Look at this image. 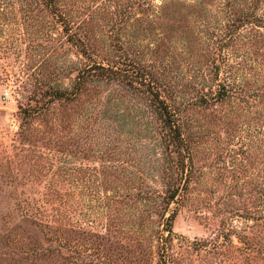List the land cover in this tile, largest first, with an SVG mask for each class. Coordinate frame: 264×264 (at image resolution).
Returning <instances> with one entry per match:
<instances>
[{
  "label": "rangeland",
  "instance_id": "1",
  "mask_svg": "<svg viewBox=\"0 0 264 264\" xmlns=\"http://www.w3.org/2000/svg\"><path fill=\"white\" fill-rule=\"evenodd\" d=\"M132 1L66 2L90 16L105 56L153 81L92 83L67 103L44 92H71L84 58L49 9L0 0V264H24L32 240L66 243L68 260L38 264H157L158 248L170 264H264V0H147L152 16ZM218 84L235 94L202 103ZM148 85L177 97L193 145L191 181L169 207L176 169Z\"/></svg>",
  "mask_w": 264,
  "mask_h": 264
},
{
  "label": "trees",
  "instance_id": "2",
  "mask_svg": "<svg viewBox=\"0 0 264 264\" xmlns=\"http://www.w3.org/2000/svg\"><path fill=\"white\" fill-rule=\"evenodd\" d=\"M38 5H42L50 10L51 14L55 19V25L57 26V30L60 33V36L63 37L68 44L73 46L76 51H78L79 55L84 58L87 63L84 68L78 71V74L75 78L76 83L74 88L69 92L68 90H55L50 88L46 90L44 94L49 95L50 99L53 100H64L67 103H72L79 96L86 92L91 86L92 83H103L107 85H119V86H129L134 90H138L136 83H138V75L141 73L140 77H142V81L147 82L148 84L153 81L152 74L147 76V72L145 69L140 67L137 62L134 64H128L127 67L131 68V70H124L120 61L115 57L105 56L100 49L97 47L96 40L92 38L94 34V30L89 28L91 24V18L84 20H78L79 10L73 12L72 8H68L67 0H34ZM66 2V4H65ZM137 5V10H141L146 13L149 12L150 16L154 13L150 11L149 4L147 0H133L131 2L132 5ZM37 5V6H38ZM148 5V6H147ZM146 7V8H145ZM145 8V9H143ZM139 15V14H138ZM127 16L121 19V22L117 24L120 27L126 28L125 24L127 21ZM137 24H142L143 22H149L151 20H146L143 18H134ZM152 22V21H151ZM137 27V26H136ZM112 28V27H111ZM119 28V30H121ZM116 28H112L111 32L118 35V32H114ZM118 30V31H119ZM112 33V34H113ZM135 33L137 37V29L135 28ZM114 34V35H115ZM113 35V36H114ZM118 39V38H117ZM120 41V39H119ZM121 47L123 45L121 44ZM132 72L133 78L131 82H123V79H127L128 75L126 73ZM218 77V76H217ZM149 79V80H147ZM119 82V83H117ZM123 82V83H122ZM122 83V84H120ZM144 86L146 84H143ZM148 90H145L144 96L150 102V106L155 112L157 119L162 128V140L161 143L164 146V158L169 162L170 165H175V178L172 177V183L168 188V193H166L164 205L169 207L171 203L175 201L178 196H181V192L187 188V185L191 181L190 175L193 171L192 166L190 165L193 158V145L190 140V136L188 134L187 125L185 122H182V107L178 105L176 96L169 94V91H165L159 87H151L148 85ZM216 90H210L207 92V96H203L202 103H206L208 105H213L212 103H225L227 98L232 94H235L232 88H228V86H224L222 84L216 85ZM204 104V105H206ZM198 105V104H197ZM45 108L36 106V109L27 110L23 109L22 113H25L26 118L32 117V115H40L42 114ZM195 146V145H194ZM189 171L186 179H184L186 171ZM179 172L181 174H179ZM189 176V178H188ZM184 184V185H183ZM164 207V206H163ZM162 208V207H161ZM41 209V208H40ZM157 211V210H156ZM47 211L44 209V213ZM159 218L162 219L163 224L165 225V229L163 230L162 235L168 233L171 237L173 235V220L174 214H172L169 218H165L166 216V207L157 211ZM43 216V214H41ZM38 216L37 214H31L29 217L32 219ZM42 221V220H40ZM12 235L8 234L7 239H10ZM168 236V240L170 237ZM162 238V237H161ZM163 239V238H162ZM34 245L37 246L32 247L29 246L26 250L23 251L24 264H38L39 256L46 257L50 262L59 261V260H68L62 253L61 248L65 249L66 243L61 241L60 245L56 248L54 247H42L38 246L36 243L38 240H32ZM253 243V242H251ZM244 244L247 243L244 241ZM30 245V244H29ZM34 248V249H33ZM247 248L246 250H248ZM161 249L158 248L159 260L157 264H170V259L163 260V256L160 254ZM43 257V260H44Z\"/></svg>",
  "mask_w": 264,
  "mask_h": 264
}]
</instances>
